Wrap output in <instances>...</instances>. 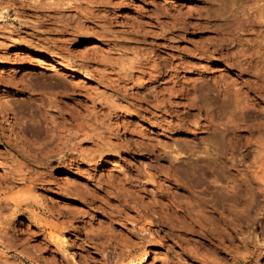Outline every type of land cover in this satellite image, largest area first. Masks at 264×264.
I'll return each mask as SVG.
<instances>
[{
	"label": "rangeland",
	"instance_id": "374dc122",
	"mask_svg": "<svg viewBox=\"0 0 264 264\" xmlns=\"http://www.w3.org/2000/svg\"><path fill=\"white\" fill-rule=\"evenodd\" d=\"M263 6L0 0V264H264Z\"/></svg>",
	"mask_w": 264,
	"mask_h": 264
},
{
	"label": "bare ground",
	"instance_id": "6f19581e",
	"mask_svg": "<svg viewBox=\"0 0 264 264\" xmlns=\"http://www.w3.org/2000/svg\"><path fill=\"white\" fill-rule=\"evenodd\" d=\"M255 1V0H254ZM261 5H263V4H261ZM46 6V5H45ZM260 7H262V6H260ZM264 7V6H263ZM245 10H246V8H244ZM257 10V9H256ZM242 11V10H241ZM246 12V11H245ZM258 12H259V15H258ZM256 14H253L252 13V11L251 12H248L247 11V13H248V17H247V22L250 24V23H256L257 21H258V23L260 22V23H264V12H262V11H258ZM262 12V13H261ZM255 13V12H254ZM241 14H242V12H241ZM245 14V13H244ZM244 16V15H243ZM246 16V15H245ZM244 16V17H245ZM246 19V18H245ZM263 21V22H262ZM128 24V23H127ZM132 28V27H131ZM248 28V27H247ZM132 30V29H131ZM137 30V29H136ZM245 30V29H244ZM250 30V29H249ZM136 32V31H135ZM102 33V32H101ZM97 34H99V33H97ZM103 34V33H102ZM98 37V36H97ZM135 39V38H134ZM124 44V43H123ZM95 46H100V45H95ZM125 46V45H124ZM263 46V45H262ZM107 50H109V49H107ZM112 51V50H111ZM141 52V51H140ZM105 55V54H104ZM108 55V54H107ZM145 55V54H144ZM106 56V55H105ZM122 56V55H121ZM99 57V56H98ZM144 57V56H143ZM149 58V57H148ZM37 59H39V60H42V61H45L43 58H41V57H37ZM97 59V58H96ZM138 59V58H137ZM100 60H101V58H100ZM104 60V59H103ZM110 60V59H109ZM107 61V62H110V61ZM119 61V60H118ZM47 62V61H46ZM104 62H106V61H104ZM129 62V61H128ZM134 63V62H133ZM242 63V62H241ZM50 64H52V67H53V65H54V63H50ZM113 64V63H112ZM121 65V64H120ZM126 65V64H125ZM143 66V65H142ZM158 66H160V65H158ZM247 66V65H246ZM253 66V65H252ZM128 67V66H127ZM146 67V66H145ZM69 68V67H68ZM253 68V67H252ZM137 69V68H136ZM248 69V68H247ZM1 70V69H0ZM104 72V71H103ZM105 73V72H104ZM69 75L70 76H74L75 74H73V71H72V73H70L69 72ZM107 76V75H106ZM76 77V76H75ZM112 104V103H111ZM116 105V104H115ZM77 135V134H76ZM67 137H69V136H67ZM73 137V136H72ZM84 137V136H83ZM60 138V137H59ZM64 139V138H63ZM76 139V138H75ZM86 139V138H85ZM65 140V139H64ZM80 142V141H79ZM63 143H64V141H63ZM97 143V142H96ZM98 145V144H97ZM71 146V145H70ZM73 146V145H72ZM71 146V147H72ZM66 147V146H65ZM97 147V146H96ZM63 148V147H62ZM68 148H69V146H68ZM94 148V147H93ZM66 149V148H65ZM72 150V149H71ZM94 150V149H93ZM58 151V150H57ZM95 151V150H94ZM90 152H91V150H90ZM45 153V152H44ZM43 153V154H44ZM52 153H55V152H52ZM70 153V152H69ZM181 153V152H180ZM48 154V153H47ZM47 154H45V157H48V155ZM47 155V156H46ZM91 155V154H90ZM52 157V156H51ZM69 157V156H68ZM41 158L43 159V157L41 156ZM40 158V159H41ZM46 161H48V160H46ZM44 162V161H43ZM50 166V165H49ZM7 199V198H6ZM16 199V198H15ZM14 199V200H15ZM11 200V199H10ZM18 200V199H17ZM19 201V200H18ZM260 214V213H259ZM248 216V215H247ZM249 218V217H248ZM252 218H253V216H252ZM251 218V219H252ZM258 218V217H257ZM137 220V219H136ZM258 221V220H257ZM132 222V221H131ZM133 224V223H132ZM141 225V224H140ZM132 226H134V225H132ZM136 226V225H135ZM132 228V227H131ZM147 228V227H146ZM134 230H135V228H134ZM138 230V229H137ZM136 231V230H135ZM140 232V230L138 231V233ZM263 233V232H262ZM261 233V234H262ZM53 234V233H52ZM126 234V233H125ZM152 234V233H151ZM255 234V233H254ZM58 235V234H57ZM258 235V234H257ZM256 235V236H257ZM62 236V235H61ZM128 236V235H127ZM141 236V235H140ZM151 236V235H150ZM253 237L254 238V240H253V242L255 243H257V241L255 240V238H257V237ZM264 236V235H263ZM126 237V236H125ZM132 238V237H131ZM250 239H251V237H249ZM123 239V238H122ZM127 239H129V238H127ZM126 239V240H127ZM248 240V239H247ZM259 240V239H258ZM263 240H264V238H263ZM129 241V240H128ZM138 241V240H137ZM261 241H262V239H261ZM122 242V241H121ZM250 242V241H249ZM252 242V241H251ZM263 242V241H262ZM123 243V242H122ZM130 243V242H129ZM128 243V244H129ZM134 243V242H133ZM137 243V242H136ZM255 243V246L256 245H258V243L256 244ZM126 244V243H125ZM251 245H253V244H251ZM259 246V245H258ZM253 247H254V245H253ZM260 247V246H259ZM126 248V247H125ZM129 249L126 251V253H124L123 255H122V257H121V261H122V264H136V260H138V259H140L141 258V256H142V261L143 260H145L146 258H147V256L146 255H144L145 254V251H143V252H141V253H139V250H141V246H139V243L136 245V244H134V245H131L130 247H128ZM144 250V249H143ZM254 251V250H253ZM127 258H130L128 261H126L127 260ZM120 262V261H119ZM117 263V262H116ZM118 264V263H117Z\"/></svg>",
	"mask_w": 264,
	"mask_h": 264
}]
</instances>
